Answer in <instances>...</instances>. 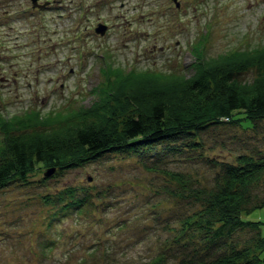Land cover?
Listing matches in <instances>:
<instances>
[{
    "label": "rangeland",
    "instance_id": "1",
    "mask_svg": "<svg viewBox=\"0 0 264 264\" xmlns=\"http://www.w3.org/2000/svg\"><path fill=\"white\" fill-rule=\"evenodd\" d=\"M29 1L0 0L4 116L86 108L107 67L189 77L198 56L264 46V0H175L177 7L171 0H36L33 12ZM256 75L251 68L238 78ZM2 142L0 133V149ZM195 142L178 143L175 154L162 145L147 154L106 153L62 172L54 167L51 176L40 167L0 188V264H153L160 254L163 264H176L198 256L182 222L213 188L217 161L264 153V122L246 130L211 125ZM255 193L264 196V182ZM244 219L264 222V207ZM256 233L238 231L233 243L250 246Z\"/></svg>",
    "mask_w": 264,
    "mask_h": 264
},
{
    "label": "trees",
    "instance_id": "2",
    "mask_svg": "<svg viewBox=\"0 0 264 264\" xmlns=\"http://www.w3.org/2000/svg\"><path fill=\"white\" fill-rule=\"evenodd\" d=\"M251 68L257 69L256 77L239 80ZM103 75L86 108L0 114V188L25 181L40 167L62 172L106 153L147 154L156 145L175 154L180 142L197 147L196 139L211 125L239 124L246 130L264 122V46L215 59L198 56L189 77L110 67ZM217 163L213 188L201 199V208L182 222V236L200 245L198 256L181 257L176 264H264V222L244 219L264 207V196L255 193L264 182V153L253 150L234 162ZM167 174L187 182L180 173ZM246 228L257 235L252 245L238 247L233 237ZM165 260L160 254L152 263Z\"/></svg>",
    "mask_w": 264,
    "mask_h": 264
},
{
    "label": "water",
    "instance_id": "3",
    "mask_svg": "<svg viewBox=\"0 0 264 264\" xmlns=\"http://www.w3.org/2000/svg\"><path fill=\"white\" fill-rule=\"evenodd\" d=\"M32 1V4L33 6H35V2L36 0H31ZM175 1V0H174ZM176 2V1H175ZM176 6H178V3L176 2ZM105 30V27L102 25V24H99V28L96 30V32H100L101 34L104 32ZM55 171V168L52 167V168H48L45 172H44V176H51Z\"/></svg>",
    "mask_w": 264,
    "mask_h": 264
},
{
    "label": "flooded vegetation",
    "instance_id": "4",
    "mask_svg": "<svg viewBox=\"0 0 264 264\" xmlns=\"http://www.w3.org/2000/svg\"><path fill=\"white\" fill-rule=\"evenodd\" d=\"M51 2L49 4V6H51V5L53 6V4H56V3H53L54 0H51ZM81 2H82L83 5L85 4V0H81ZM79 6H80L79 10L82 11L83 8L81 7V3L79 4ZM33 11H34V9H31V12H33Z\"/></svg>",
    "mask_w": 264,
    "mask_h": 264
},
{
    "label": "bare ground",
    "instance_id": "5",
    "mask_svg": "<svg viewBox=\"0 0 264 264\" xmlns=\"http://www.w3.org/2000/svg\"><path fill=\"white\" fill-rule=\"evenodd\" d=\"M196 61V60H195ZM195 61L192 63V64H194L195 63Z\"/></svg>",
    "mask_w": 264,
    "mask_h": 264
}]
</instances>
